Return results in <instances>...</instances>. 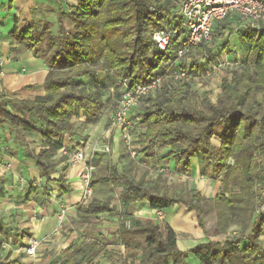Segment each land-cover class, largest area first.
Masks as SVG:
<instances>
[{"label":"trees","instance_id":"trees-1","mask_svg":"<svg viewBox=\"0 0 264 264\" xmlns=\"http://www.w3.org/2000/svg\"><path fill=\"white\" fill-rule=\"evenodd\" d=\"M13 1L9 0V5ZM54 1L58 6L56 35L48 32L47 23L45 33L27 23L12 36L16 45L44 60L49 69L43 82L46 94L31 100L0 89V127L6 125L14 131L19 142L23 140L21 134H38L43 142L38 153L28 148L25 152L36 160L46 185L55 182L62 194H68L64 171L58 179H51L57 166L52 157L61 148L62 137L70 133L76 109L94 122L103 107L102 93L78 89L77 80L94 79L103 70L114 83L125 79L130 86H143L155 76L163 60H174L176 47L162 53L151 38L169 18L171 0H79L75 6H67V12L62 0ZM239 40L248 47L243 66L221 81L215 103L208 93L165 89L147 101L136 122L141 130L137 145L146 166L157 160L159 152L166 151L162 159L174 160L178 173L187 175L192 157L199 156L202 175L221 179L220 193L207 200L192 189H167L159 176L148 184L126 171L119 172L112 162L104 182L119 187L121 206L145 201L152 210L163 211L181 205L195 214L204 233V214L211 206L218 234L239 223L241 233L249 229V235L208 242L185 253L176 247L175 232L161 220L117 213L109 202L96 199L77 207L81 225L105 214L122 218L116 233L124 246L121 264H186L190 254L200 264H264L260 241L264 217L257 213L264 202V25L257 30L242 29ZM210 52L200 45L194 54L211 62L215 58ZM185 64L180 60L176 66ZM190 64L197 74V60ZM25 90L33 91L34 87ZM213 138L220 141L218 147L212 145ZM98 182L92 175V188ZM126 221L129 227L124 225ZM102 252L97 243L87 242L64 251L50 264H75L77 258L76 264H88Z\"/></svg>","mask_w":264,"mask_h":264},{"label":"crops","instance_id":"crops-1","mask_svg":"<svg viewBox=\"0 0 264 264\" xmlns=\"http://www.w3.org/2000/svg\"><path fill=\"white\" fill-rule=\"evenodd\" d=\"M78 1L62 0L63 11L67 10V6H75ZM54 6L57 11L58 6L54 0H14L11 5H9V0H0V56L6 61L0 71L1 90L15 93L18 98L31 100L41 98L46 94L43 82L49 69L44 60L35 58L29 51L16 45L12 41V36L27 23H33L38 31L42 32L39 27L49 23L47 15L52 16ZM56 15L57 12L54 17L55 23ZM242 29L243 27L238 25L236 19L217 23L214 29L217 35V44L211 47V55L217 60L229 57L243 63L245 58H242L246 56L244 51L247 52L248 47L240 43L239 34ZM220 47H223L224 53L219 51ZM214 81L218 83L220 90L221 80ZM77 83L78 89H82V91L98 89L102 93L103 107L94 122L88 121L81 110L76 109L72 120V129L70 133L62 137L61 148L52 157L57 162V166L51 174V179H58L64 171L66 184L69 187L68 194H62L55 182L46 185L45 180L39 176L36 160L25 152V148H28L34 154L38 153L43 145L38 134H21L23 140L19 142L14 131L6 125L0 127V264L12 262L31 264V260L25 258L23 251L19 249L20 243L28 237L34 238L40 243L37 264H50L64 251L87 242H95L103 248V252L88 264H121L120 257L124 252V246L116 238L119 223L114 215L98 216V226L94 230L91 229L87 236H82L74 231L67 232L65 228L69 219L78 221L76 209L80 206L82 196L79 176L83 172L84 163H68L67 156L63 155V151L79 150L97 165L99 159L104 158V153L101 151L102 146L112 140H101L100 135L108 128L107 121L112 110L111 102L115 92L113 78L106 71L100 70L94 79L82 78L78 79ZM28 86L34 87V90H25V87ZM213 94L216 96L210 93L209 99H216L220 93ZM134 130L139 133L141 131L137 126ZM108 134L111 135L109 130ZM76 139H83L85 144H77ZM112 141V149L119 157V153L123 152L122 149L125 151L123 144ZM211 143L214 147L220 145V141L216 138H213ZM120 144L121 146H119ZM138 146L141 148L140 145ZM165 152H159L157 160L150 162L148 166L145 165V162H142L140 166L134 163L135 172L137 173V170L142 167H147L148 170L152 168L156 172L157 167L165 166L176 175L167 178L157 175L156 172L155 176L148 174L150 176L148 179L147 176L141 175L135 177L134 172L130 173L128 169L126 172L129 176L133 174L134 178L131 177L135 180L142 178L145 183L151 182L148 184L154 183L159 176L161 185L167 189H192L207 200L213 199L220 193L221 179L213 180L202 175V163L199 156L192 157L190 172L183 175L178 173V166L174 160L162 159ZM122 163L123 166L126 165L123 160ZM6 164L10 165L8 169L4 167ZM94 195L93 190L88 197L91 198L90 201ZM94 199L103 201L96 197ZM109 203L117 213L143 220L163 221L175 232L178 250L185 253L208 242H223L226 238L236 236L241 232V230L239 232L232 231L233 224L225 234H218L215 227L216 217L215 220L208 221L204 216V233L197 224L195 214L188 212L181 205H173L163 211L152 210L145 201L121 206L118 196L114 202L110 201ZM60 205H63L66 211L62 225L57 218ZM158 213L161 214L160 218L157 216ZM92 221L93 219L90 220V222ZM86 226L87 224H83L82 227ZM90 228H92L91 224ZM81 230L82 228L78 232ZM245 232L244 237H247L249 229ZM260 241L264 248V235L260 237ZM78 261L77 258L75 264ZM185 262L186 264H200L191 254L187 256Z\"/></svg>","mask_w":264,"mask_h":264},{"label":"built area","instance_id":"built-area-1","mask_svg":"<svg viewBox=\"0 0 264 264\" xmlns=\"http://www.w3.org/2000/svg\"><path fill=\"white\" fill-rule=\"evenodd\" d=\"M170 12L169 18L153 31L151 38L157 50L162 53L166 52L169 47L175 46L174 60H163L155 76L150 77L143 86H130L125 79L115 81L108 128L100 135L101 140L112 139L115 142H121L137 166L142 165L144 156L137 145L138 135L132 131L136 128L138 112L146 106L149 99H154L165 89L171 92L205 93L203 80H211L216 76L222 81L230 77L233 69L243 66L242 62L229 57L206 62L199 56L197 58L198 73L193 72L189 58L196 53L200 45L205 47V52L211 51L217 39L214 30L217 23L236 19L243 29L255 30L264 25L263 0H171ZM219 51L224 53L223 47H220ZM180 60L186 62L185 67L176 66ZM5 63L4 58L0 56V71ZM210 100L213 103L216 101V99ZM108 130L111 133L110 136ZM112 140L102 146L103 153L109 152ZM75 141L80 145L85 144L83 139ZM63 155L67 156L70 164L84 163V171L80 178L82 200L86 201L93 191L91 178L96 166L79 150L63 151ZM9 166V164L4 165L6 169ZM156 172L157 175L167 178L176 175L165 166L157 167ZM32 185L35 186V184ZM257 213L264 217V202L258 208ZM65 214V207L60 205L57 216L60 225L65 220ZM157 216L160 218L161 214L158 213ZM117 222H123L122 218H117ZM124 225L129 227L130 222L126 221ZM39 244V241L31 237L25 238L20 243V251H23L25 258L31 260V264H37Z\"/></svg>","mask_w":264,"mask_h":264},{"label":"rangeland","instance_id":"rangeland-1","mask_svg":"<svg viewBox=\"0 0 264 264\" xmlns=\"http://www.w3.org/2000/svg\"><path fill=\"white\" fill-rule=\"evenodd\" d=\"M56 12H57L56 7L54 6L53 11H52V16L49 17V15H47V20L49 19V23L47 24L48 25L47 29H48V32L51 33L52 35H56L57 31H58V25L55 23V18H54ZM65 12H67V10H65ZM66 27L68 28L67 25H66ZM39 28H40V31H42V33L46 32V31H44L45 24L43 25V27L40 26ZM215 44H217V41H215ZM246 53L247 52L245 50L244 54L246 55ZM199 56H200L199 54H194V55L190 56V58H189L190 62H193L195 59L197 60V58ZM245 57L246 56H243L242 59H244ZM196 73H198V70ZM213 80H217V81L219 80L220 81L219 77H216V76L211 80H203L202 81L204 83V86H205V93H208V94L211 93L212 95H215L213 93H220V90L218 88V83L215 81L213 82ZM200 94L202 95V93H200ZM107 124H108V121H107ZM132 132L135 133L136 135H138L135 130H133ZM119 146H121V144ZM103 157L104 158L102 160H101V158L99 159V161L97 162V165L95 164L96 170H95L93 176L96 178L97 181H100V182H98L97 185L93 188L95 195L92 199H94L96 197L97 199H100L103 201H108V202H110V201L114 202L117 199V196H118L119 191H120L119 187L117 185H113V184L104 182L106 177H107L108 165L111 162L115 163L117 165V169L119 172H125L128 169L130 173L134 172L135 177H138L141 175L144 177L147 176V178L150 179L149 175H152V176L156 175V172L154 169L150 168L148 170L147 167L146 168L145 167L139 168L137 170V173H136L135 172L136 166H135L134 162L132 161L133 159L130 158L129 155L127 156L124 152H120L119 157H118L116 151L114 152L112 149V143L109 146V152L104 153ZM121 157H122V160L124 161V163L126 164V165L124 164L125 166H123L122 161L118 160ZM83 171H84V168H83ZM130 175L132 176L133 174H130ZM79 183H80V186L82 188L81 178H79ZM148 183H151V182H148ZM90 199L88 198L86 201H83L82 196H81L80 206L85 205V203L89 202ZM204 216H205V218H207L208 221L209 220H211V221L215 220V212L211 206H210V210L208 211V213L205 214ZM96 222H97L96 220H93L86 227H82L83 225H80L79 221H77V220L74 221V220L69 219L65 228H66L67 232L69 231L70 233H72L74 231V232H77V234L80 233L82 236H87L89 234V232H91V229L94 230L98 226V222L97 223ZM65 223H66V221H65ZM90 224L92 225V228H90ZM81 228H82V230L80 232H78ZM235 230L238 232H239V230H241V225L239 223L234 224L232 231H235ZM245 233L246 232H243V233L239 232L236 236H239V235L245 234Z\"/></svg>","mask_w":264,"mask_h":264}]
</instances>
